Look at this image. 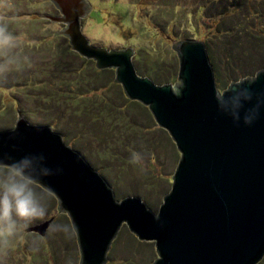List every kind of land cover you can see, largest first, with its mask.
I'll list each match as a JSON object with an SVG mask.
<instances>
[{
	"label": "rangeland",
	"instance_id": "rangeland-1",
	"mask_svg": "<svg viewBox=\"0 0 264 264\" xmlns=\"http://www.w3.org/2000/svg\"><path fill=\"white\" fill-rule=\"evenodd\" d=\"M86 1L83 35L95 46L132 48L136 73L157 85L178 83L171 45L182 39L205 44L219 92L264 69V0H230L239 6L227 13L228 0ZM46 14L59 15L50 0H0V24L21 38L15 48H0V130L13 128L24 110L33 123L65 135L71 148L105 173L118 200L147 198L157 214L179 160L173 141L147 107L125 97L114 70H98L72 51L68 39L57 35L64 25L51 24L41 17ZM133 153L140 163L131 162ZM43 194L44 218L12 236L0 234V264H79L69 218L50 193ZM51 217L44 235L26 231ZM154 245L139 241L124 224L106 264H151Z\"/></svg>",
	"mask_w": 264,
	"mask_h": 264
},
{
	"label": "water",
	"instance_id": "water-1",
	"mask_svg": "<svg viewBox=\"0 0 264 264\" xmlns=\"http://www.w3.org/2000/svg\"><path fill=\"white\" fill-rule=\"evenodd\" d=\"M50 2L59 15L41 17L63 24L57 35L96 69H113L125 97L147 107L179 153L156 214L147 198L118 200L105 173L71 148L65 135L33 123L24 110L13 128L0 130V161L43 156L59 170L45 181L46 192L69 218L79 264H106L124 224L139 241L154 242L157 258L151 264H257L264 256V69L219 92L205 44L182 39L171 45L178 83L157 85L136 73L132 48L95 46L83 35L86 0ZM242 90L252 98L240 99V118L234 120L226 106ZM245 113L254 116L248 124ZM52 220L26 231L42 236Z\"/></svg>",
	"mask_w": 264,
	"mask_h": 264
},
{
	"label": "clouds",
	"instance_id": "clouds-1",
	"mask_svg": "<svg viewBox=\"0 0 264 264\" xmlns=\"http://www.w3.org/2000/svg\"><path fill=\"white\" fill-rule=\"evenodd\" d=\"M20 39L9 31L7 23L0 24V48L5 50L15 48ZM241 98L250 100L252 97L242 90L226 106L234 120L240 118ZM219 100L223 102V96ZM253 118L250 113H245L243 122L248 124ZM131 162L140 163L141 156L133 153ZM58 171L48 167L43 156H25L11 162L4 159L0 161V234L5 237L12 236L29 222L45 217L47 214L43 194L47 191L45 181Z\"/></svg>",
	"mask_w": 264,
	"mask_h": 264
},
{
	"label": "trees",
	"instance_id": "trees-1",
	"mask_svg": "<svg viewBox=\"0 0 264 264\" xmlns=\"http://www.w3.org/2000/svg\"><path fill=\"white\" fill-rule=\"evenodd\" d=\"M229 1H230V0H228V2H229ZM236 5H237V6H236ZM238 6H239V3H238V4H233L232 1H230V4L227 5V6H226V9L224 10V13H227V11H228V10H231V9H235V8L237 9ZM253 14H254V12H253ZM256 14H258V12H256ZM258 16H260V15L258 14ZM106 70H107V69H106ZM103 71H104V70H103ZM165 81H169V79L166 78ZM165 81H164V82H165ZM47 193H48V192H47ZM47 219H48V218H47ZM47 219H46V220H47ZM44 221H45V220H44ZM42 222H43V221H42Z\"/></svg>",
	"mask_w": 264,
	"mask_h": 264
}]
</instances>
